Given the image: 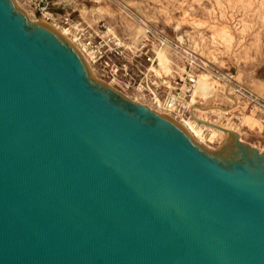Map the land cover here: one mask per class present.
Instances as JSON below:
<instances>
[{
  "label": "water",
  "instance_id": "95a60500",
  "mask_svg": "<svg viewBox=\"0 0 264 264\" xmlns=\"http://www.w3.org/2000/svg\"><path fill=\"white\" fill-rule=\"evenodd\" d=\"M224 131L200 145L0 0V264H264V151Z\"/></svg>",
  "mask_w": 264,
  "mask_h": 264
},
{
  "label": "rangeland",
  "instance_id": "374dc122",
  "mask_svg": "<svg viewBox=\"0 0 264 264\" xmlns=\"http://www.w3.org/2000/svg\"><path fill=\"white\" fill-rule=\"evenodd\" d=\"M37 2L17 0L15 4L26 10L30 19L44 20L47 26L64 27L59 22V18L64 16L88 24L102 21L131 40L139 37L144 30L139 21L150 24L162 30L170 40L158 51L160 56L156 69L169 72L182 66L180 61L183 58L175 53L179 45L185 55L197 58V61L208 60L264 96V0H47V10H36ZM175 59L179 63L173 62ZM183 63L186 66V61ZM92 76L96 78V74ZM204 76L211 85V94L208 96L200 92L195 96L197 102L202 106L214 103L228 106L230 100L223 94L222 87L211 77ZM215 110L207 111V115L238 128L246 142L264 150V122L257 115L245 109L239 118H235V112L224 116L214 114ZM204 133L207 134V131ZM219 141L216 136L207 141L210 147H205L215 149Z\"/></svg>",
  "mask_w": 264,
  "mask_h": 264
},
{
  "label": "built area",
  "instance_id": "2783aa9c",
  "mask_svg": "<svg viewBox=\"0 0 264 264\" xmlns=\"http://www.w3.org/2000/svg\"><path fill=\"white\" fill-rule=\"evenodd\" d=\"M41 6L42 0H38L35 9L40 10ZM59 19L96 76L131 99L182 123L192 121L196 112L192 102L194 84L198 75L204 73L222 87L223 94L229 96L228 106L231 108L224 109L221 115L235 112L234 117L239 118L242 110L246 109L264 122V96L208 60L197 61V58L186 56L179 45L175 53L183 58L180 61L182 66L169 72L156 69L158 51L170 42L167 34L159 28L139 21L144 30L131 40L102 21L88 24L74 21L69 16ZM175 61L179 63L178 59Z\"/></svg>",
  "mask_w": 264,
  "mask_h": 264
},
{
  "label": "bare ground",
  "instance_id": "6f19581e",
  "mask_svg": "<svg viewBox=\"0 0 264 264\" xmlns=\"http://www.w3.org/2000/svg\"><path fill=\"white\" fill-rule=\"evenodd\" d=\"M15 1L14 4L16 3L17 4V0H13ZM97 1V0H96ZM121 1V0H120ZM15 4V6H16ZM121 5V4H120ZM19 6V5H18ZM20 8V7H19ZM99 8V7H98ZM23 9V8H22ZM126 9V8H125ZM23 11L25 12V14L27 15V17L29 18V14L26 10L23 9ZM135 12V11H134ZM131 14V13H130ZM139 15V14H138ZM182 16V15H181ZM30 19V18H29ZM138 19V18H137ZM31 21H34V22H38L40 24H43V25H46L48 23H46L44 20H41V19H30ZM146 20V19H145ZM141 22V21H140ZM49 28L53 29L54 31H56L63 39H65L68 43H70L77 51L78 53L80 54L83 62L87 65L89 71H90V74H95L91 68V65L88 63L85 55L78 49V47L76 46V44L71 40V38L68 36L67 34V30L64 28V27H58L56 25H53V24H50L48 25ZM185 47V46H184ZM183 47V48H184ZM191 51V50H190ZM194 53V52H193ZM161 54V53H160ZM185 54V53H184ZM187 55V54H186ZM160 56V55H159ZM158 56V57H159ZM188 56V55H187ZM201 57V56H200ZM164 58V57H163ZM204 59V58H203ZM167 60V59H166ZM161 61V60H160ZM165 61V60H164ZM166 62V61H165ZM164 65V63H163ZM167 67V66H166ZM169 67H167L168 69ZM166 69V68H165ZM165 72L167 70H164ZM169 71V70H168ZM94 77V76H93ZM199 79L198 81L196 80L195 81V84H194V89H193V93H192V102H193V105L194 107L196 108V112L194 114L195 116V119H193L192 121H186V122H180L178 120H176V122H178L179 125H181L188 133L189 135L196 141L198 142L200 145L202 146H206V147H210V145L207 143V141H212L214 139V137L218 136L220 138V141H223L226 139V133L224 131V129H228V130H231V131H235L237 134H238V138L241 140V141H246L244 140L241 135H240V131H238V128H235L233 127L232 125H230L229 123L227 122H223V121H219L217 119H212L210 118L207 114V111L210 110V112H212L213 110H215L214 114H217V112H219L218 115H221V112L224 111V109L226 110V108H231L229 106H223L221 104H217V103H214L210 106H202L199 104L198 99L195 98V96H197V94H199L200 92L202 93H207L208 96H210L211 94V85H209L207 82H206V77L203 75H199L198 76ZM96 79H99L97 76H96ZM100 80V79H99ZM102 82H105V81H102ZM106 83V82H105ZM108 84V83H106ZM109 85V84H108ZM111 86V85H110ZM257 94H261L259 92H257ZM226 96V98H228L229 96L227 94H224ZM127 96V95H126ZM229 99V98H228ZM208 109V110H206ZM157 111V110H156ZM159 112V111H157ZM161 113V112H159ZM161 114H164V113H161ZM166 115V114H165ZM168 116V115H166ZM229 117V116H228ZM248 118H252L251 116L247 115ZM172 118V117H170ZM173 119V118H172ZM227 119V118H226ZM175 120V119H174ZM228 120V119H227ZM253 120V119H251ZM222 127L224 129H221L219 127ZM207 131V134L204 133V131ZM219 145V144H218ZM253 145V144H252ZM255 146V145H254ZM214 147V146H213ZM212 149V148H211ZM259 149V147H258ZM213 150V149H212ZM261 151V150H260ZM264 151V150H263Z\"/></svg>",
  "mask_w": 264,
  "mask_h": 264
}]
</instances>
